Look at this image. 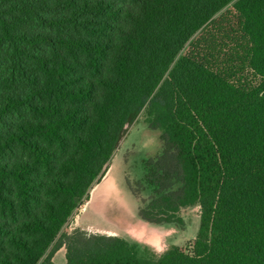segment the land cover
Segmentation results:
<instances>
[{
    "label": "trees",
    "instance_id": "trees-1",
    "mask_svg": "<svg viewBox=\"0 0 264 264\" xmlns=\"http://www.w3.org/2000/svg\"><path fill=\"white\" fill-rule=\"evenodd\" d=\"M0 0V264H264V0ZM159 151L125 179L184 249L60 232L128 125Z\"/></svg>",
    "mask_w": 264,
    "mask_h": 264
},
{
    "label": "rangeland",
    "instance_id": "rangeland-1",
    "mask_svg": "<svg viewBox=\"0 0 264 264\" xmlns=\"http://www.w3.org/2000/svg\"><path fill=\"white\" fill-rule=\"evenodd\" d=\"M237 3L238 0L228 7H233ZM143 118V111H141L136 121L127 126L126 133L113 151L104 174L98 182L92 184L87 200H84L73 211L61 227L60 232H69L76 227H85L89 230L88 232L127 237L139 243L144 242L135 239L136 236H139L138 239H140V237L144 238L153 234V240L158 241L159 245L156 246L159 249L157 250L151 245L150 247L158 253L171 244L184 249L191 243L198 226V206L180 209L182 228L171 225H149L136 220L137 202L129 193L125 179L128 178L131 181L138 179L142 173L141 161L157 153L160 148L158 131L149 129L143 122ZM108 173L113 179V187L106 176ZM88 202L89 205H96V209L86 207ZM58 252L53 261L51 257V264H65L64 248Z\"/></svg>",
    "mask_w": 264,
    "mask_h": 264
},
{
    "label": "crops",
    "instance_id": "crops-1",
    "mask_svg": "<svg viewBox=\"0 0 264 264\" xmlns=\"http://www.w3.org/2000/svg\"><path fill=\"white\" fill-rule=\"evenodd\" d=\"M112 156V155H111ZM110 156V157H111ZM110 160V159H109ZM109 162V161H108ZM106 176H108V179L110 180V184H111V187H113V184L112 183H114L113 182V179H112V177L111 176H109V173H108V175H106ZM105 179V178H104ZM101 183V182H100ZM99 183V184H100ZM87 200V199H86ZM89 200V199H88ZM85 206V205H84ZM86 207H90V208H92L93 210L94 209H96V205H89V202L88 203H86ZM85 208V207H84ZM77 228V227H76ZM79 228V227H78ZM74 229V228H73ZM80 229H83V230H85V231H89V230H87V228H85V227H83V228H80ZM70 232V231H69ZM69 232H66V233H69ZM105 234V233H104ZM127 234H129L128 232H127ZM112 235V234H111ZM130 235V234H129ZM133 234H131V236H132ZM153 234H149V235H147V237H144V238H141L140 237V239H138V237L139 236H136V238L134 237V236H132L133 238H135V239H137V240H140V241H143L144 242V244H147V245H151V247L153 246V247H155V249H159V248H157V246L156 245H159V243H158V241L157 240H153ZM140 243H142V242H140ZM61 248H63V247H60V248H58L54 253H53V255H52V261L57 257V255H58V251L61 249Z\"/></svg>",
    "mask_w": 264,
    "mask_h": 264
}]
</instances>
